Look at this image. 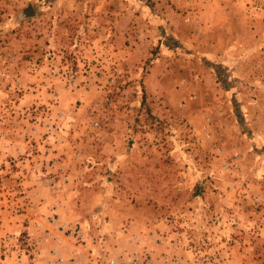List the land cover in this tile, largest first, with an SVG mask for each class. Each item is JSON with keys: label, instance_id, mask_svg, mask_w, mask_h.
I'll use <instances>...</instances> for the list:
<instances>
[{"label": "rangeland", "instance_id": "rangeland-1", "mask_svg": "<svg viewBox=\"0 0 264 264\" xmlns=\"http://www.w3.org/2000/svg\"><path fill=\"white\" fill-rule=\"evenodd\" d=\"M79 263L264 264V0H0V264Z\"/></svg>", "mask_w": 264, "mask_h": 264}, {"label": "water", "instance_id": "water-1", "mask_svg": "<svg viewBox=\"0 0 264 264\" xmlns=\"http://www.w3.org/2000/svg\"><path fill=\"white\" fill-rule=\"evenodd\" d=\"M26 13L29 14V13H33V9L32 7H28L25 9Z\"/></svg>", "mask_w": 264, "mask_h": 264}, {"label": "built area", "instance_id": "built-area-1", "mask_svg": "<svg viewBox=\"0 0 264 264\" xmlns=\"http://www.w3.org/2000/svg\"><path fill=\"white\" fill-rule=\"evenodd\" d=\"M114 261L113 260H111V263H113ZM79 264H81V263H79Z\"/></svg>", "mask_w": 264, "mask_h": 264}]
</instances>
